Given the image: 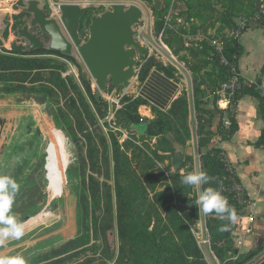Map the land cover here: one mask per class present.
Segmentation results:
<instances>
[{
	"label": "rangeland",
	"instance_id": "obj_1",
	"mask_svg": "<svg viewBox=\"0 0 264 264\" xmlns=\"http://www.w3.org/2000/svg\"><path fill=\"white\" fill-rule=\"evenodd\" d=\"M27 1L29 0H0V9L3 12L0 14L2 31L0 54L19 61L18 65L4 68L2 67L4 65L0 64V175H9L20 185L11 214L24 224V235L20 239H9L0 245V256L19 255L27 264H53L58 260H65L64 264H126L124 262L126 258L119 247L115 194L111 195V218L102 222L100 217L104 212L102 211L101 214V209L97 212L99 216L95 228L97 238L94 236L91 215L96 211V204L93 202L97 191L94 194L90 192V178L93 177L102 183L103 177L109 171L113 178L114 141L117 142L120 152L131 160V167L136 172H138V159L131 156V150H125L126 142L139 147L144 155L151 156L160 169H164L168 162L162 164L151 154V151L156 149L159 138L140 140L133 127L130 124L126 125L125 117L124 120L122 116L117 119V113L123 111L136 120L153 121L157 107L147 98L158 101L154 97L158 95L155 92L160 88L166 90L168 94L160 95L161 104L167 102L163 111L168 112L173 100L183 93H188L187 78L191 83V67L202 68L206 63L208 66L202 68L200 72V77H203L204 73L215 71L216 60L219 66L229 69L231 74V69H236L232 62L234 56L227 49L224 40L239 39L240 33L246 28L260 27L264 17V0H37L45 16L57 20L60 15L58 5L76 4L80 7H96L94 12L87 13L80 22L79 37L84 41L88 38L91 16H98L116 4H123L126 7L135 5L142 10L140 19L142 25L136 27L139 31L136 41L146 47V50L138 59L136 75L129 87L115 90L108 85L100 94L99 107L94 106L92 100L86 96L98 127L92 136L98 147L95 157L101 165V175L91 169L87 156L88 142L79 136L76 123L71 118L72 124L69 125L63 117V114L69 115L71 112L70 104L73 103L69 97L73 98L76 108L80 107L77 90L81 93L83 89L80 84L81 71L76 65L79 63L86 72L81 59L77 56L76 64L68 58L46 51L24 55L25 49H22L21 54H16L10 48L13 42L17 45L26 43L24 39L18 37L16 30L27 24L31 17L24 11L28 8ZM226 10L232 11L235 15L234 27L221 21V15ZM161 22L162 28L157 35L158 23ZM164 27L182 33L181 46L178 44H174L173 48L167 46L165 40L169 37L163 34L167 31ZM30 31L45 40V36L39 30L30 29ZM148 36L154 45L147 41ZM203 42L214 47V51L210 52L209 58L202 56L195 59L192 52H199L201 49L199 44ZM211 57L214 59L212 60ZM23 59L41 60V68L22 65L20 61ZM204 79L207 80V77L204 76ZM89 82L94 95L96 87L92 80ZM225 83L221 84L215 93L219 99L214 105L211 103L213 94L209 91L205 94V99L209 102L208 108L214 115L212 127L214 133L217 121L224 112H227L232 97L228 90L223 89ZM200 90H203V87ZM134 100L135 104L140 100L144 101V104L136 107L129 102ZM99 110L103 113V118L99 115ZM188 124L190 129L192 130L193 126L195 131L196 122H191L190 116ZM223 125V128L228 127V118ZM179 127L178 125L177 128ZM73 134L81 138L84 143L82 155L87 162L86 170H83L82 165H80L82 171L75 169L78 160L76 153H79V150L72 143ZM98 134L104 139V144L101 143ZM195 138V146L192 139L187 142L186 153L193 157V168L190 172L200 171L199 156L195 150L198 141L196 135ZM214 141L215 137L202 152H206L208 147H213ZM145 145L150 150L146 149ZM107 154L108 159L104 161L102 155ZM143 154L141 152L138 154L140 159L144 157ZM159 154L162 155L161 152ZM168 175L169 173L166 172L167 177ZM112 182L113 180L110 184ZM219 188L221 189L220 185ZM99 194L98 198H102L100 208H103L105 203L101 188ZM149 198L152 199V194H149ZM82 219L88 221V230ZM184 221L204 262L222 264L212 251V237L206 223L202 228L201 219ZM109 226L112 227L108 230ZM85 232L90 237L87 245L49 259L52 250ZM233 244L239 253L248 246L246 242L242 246L235 241ZM78 251L81 253L76 258L74 255ZM263 254L264 250L247 264Z\"/></svg>",
	"mask_w": 264,
	"mask_h": 264
},
{
	"label": "trees",
	"instance_id": "obj_2",
	"mask_svg": "<svg viewBox=\"0 0 264 264\" xmlns=\"http://www.w3.org/2000/svg\"><path fill=\"white\" fill-rule=\"evenodd\" d=\"M221 17L222 22L227 23L231 27L235 26L233 21L235 15L232 11L226 10L222 13ZM263 25L264 17L261 21V26ZM161 28L162 22L158 23L157 35ZM165 29L167 30V28ZM247 29L242 31V33ZM163 34H167L169 37L165 40L168 47H172L174 44L182 45V33L179 30H167ZM224 41L227 43V49L234 56L232 62L237 70V60L243 54V48L239 43V39L235 38ZM199 46L201 48L199 52H192L195 59H199L202 56L209 58L208 55L210 52L214 51V47L207 42L200 43ZM45 51L53 55L68 58L77 64L72 57L62 55L55 51L36 49L30 53L25 52L24 55ZM211 59L213 60L214 57H211ZM18 62V60L11 56L0 54V64L4 65L2 66L3 68L5 66L18 65ZM20 62L22 65L30 66L29 68L34 66L41 68V60L23 59ZM207 66L205 63L202 68ZM214 66L215 71L213 73H204L207 80L204 79V76L200 77L202 68L191 67L193 113L197 126L195 131L192 126V130L198 139L195 150L199 156L200 171L206 172L211 178L209 183L200 187V190L209 187L218 190L227 199L231 208L235 210L237 219L235 222H230L226 215L220 216L213 212L204 213V220L212 237V251L216 258L222 264H247L258 253L264 250V242L258 244L246 253L238 252L233 241L239 218L243 215L245 206L239 205L236 201L233 185H238L241 188L240 182L221 149L213 146L208 147L206 152H202V150L207 148L214 137H220L223 141L233 135L237 129V125L233 119L235 107L243 96H250L257 101L258 114L264 122V97L257 90V86L261 84L259 79L255 80L254 84H250L248 87H241L236 90L232 94L231 100H229V106L226 112L229 122L228 127L223 128V113L217 121L216 132L214 133L212 129L214 115L208 108L209 102L205 99V94L206 91L212 93L211 103L212 105L217 103L219 97L215 93L219 90L221 84L227 82L230 77V70L219 66L216 60ZM76 67L80 69L82 74L79 64ZM12 74L10 75L15 76ZM89 80V78L84 80L82 75H80V84L83 89V93L77 90L79 92L80 107L79 109L76 108L73 98L69 97L73 103V105L70 104L71 112L69 115L63 114V117L69 125L72 124L71 118L76 123L78 134H80L79 136L88 142L86 145L87 156L91 169L96 171L98 175H101V165L98 162V158L95 157L98 147L92 136L98 130V127H96V118L90 109L86 96L92 100V104L96 107H99L100 99L99 101H95ZM239 81L243 83L245 79L240 77ZM208 83L210 84L208 85ZM201 87H203V90H200ZM155 93L158 95L154 98H157L158 101L147 98L157 107V110L154 111L155 119L153 121L136 120V118L130 117L129 114H125L123 111L117 113V119L122 116L124 120L125 117L126 125L128 126L130 124L138 133V138L142 141L144 139L152 140L153 138H159L156 149L152 150L151 154L162 164L165 161L168 164L164 169L158 168L151 156L144 155V152L139 147L126 142L124 144L125 150H131V156L134 159H138V172H136L131 167V160L124 153L120 152L117 142L114 141L112 151L114 161L113 178L110 176V171L106 172L102 183L93 177L90 178V192L94 194L97 191L95 196L97 199L94 198L93 202L96 204V211L91 215L94 223V236L97 238L95 229L99 221L97 212H100L99 209H101V214L102 211L104 212V215L102 214V217H100V221L104 222L107 218L110 219L112 216L111 195L115 194L116 211L118 214L119 247L122 255L126 258L124 261L126 264H206L184 221L190 222L193 219H200V206L197 203L198 189L184 185L181 182L182 178L179 174L181 169L187 174L193 168V157L186 153L187 142L192 139V130L188 124L190 116L188 93H183L173 100L168 112L163 111L167 102L165 101L161 104L162 101L160 100L162 97L160 96L161 94L164 95L165 93L168 95L166 90L160 88ZM129 102L130 104L133 103L136 107L144 104V101L141 100L137 104H135V100ZM98 113L102 118L104 117L100 110ZM178 125L180 126L179 128H177ZM98 137L101 143L103 142L104 144L105 142L102 136L98 134ZM71 138L74 147L79 150V153H76L78 160L76 161L75 169L76 171H80V165H82L83 170H86L85 166L87 162L82 155L84 143L76 134H73ZM255 146L264 148V128ZM145 148L149 149L147 145H145ZM140 152L144 156L142 159L138 156ZM102 159L104 161L107 160L108 154L102 155ZM172 170L173 172H171ZM166 172L169 173L168 177L166 176ZM111 180L113 182L110 184ZM99 188H101L103 193V201L105 203L103 208H100L102 198H98L100 195ZM241 190L243 198L247 200L245 191L242 188ZM149 194H152V199L149 198ZM86 211H88L87 207ZM82 220H84V224L88 230V221L85 219ZM225 226H227V230H222ZM111 227L109 226L108 230ZM106 232L107 230L104 234ZM89 240L90 237L87 232L80 234L76 239L68 241L65 245L52 250L48 257L49 259H54L59 257L61 253L78 250L87 245ZM80 253L78 251L74 256L77 258ZM64 262L65 260H58L53 264H64Z\"/></svg>",
	"mask_w": 264,
	"mask_h": 264
},
{
	"label": "water",
	"instance_id": "obj_3",
	"mask_svg": "<svg viewBox=\"0 0 264 264\" xmlns=\"http://www.w3.org/2000/svg\"><path fill=\"white\" fill-rule=\"evenodd\" d=\"M28 8L25 9L31 15V23L39 25L52 38L51 45H30L24 48L30 53L36 49L59 52L62 55L72 57L77 61L81 59L86 72L82 70V78H88L94 82L96 91L95 101H99L100 94L106 90L108 85L115 90L122 87L127 89L131 80L135 77V68L138 59L144 55L146 47L136 41L140 27L142 10L131 5H112L109 10L98 16H91L88 26V38L84 41L79 37V28L82 18L96 7H80L76 4L58 5L60 13L59 20L47 18L37 0L27 1ZM32 25V26H34ZM2 31L0 30V37ZM25 36H29L28 32ZM147 41L152 45L150 36ZM14 53H21L22 47L11 48ZM79 64V63H78ZM80 66V64H79ZM81 67V66H80ZM188 99L190 104V121H194L193 100L191 83L188 78ZM193 142L195 133L192 131ZM200 189H198V194ZM200 219L204 228V213L200 208ZM264 259V254L250 264H259Z\"/></svg>",
	"mask_w": 264,
	"mask_h": 264
},
{
	"label": "crops",
	"instance_id": "obj_4",
	"mask_svg": "<svg viewBox=\"0 0 264 264\" xmlns=\"http://www.w3.org/2000/svg\"><path fill=\"white\" fill-rule=\"evenodd\" d=\"M239 43L243 48V54L237 60L239 76L250 83L259 79L264 87V25L249 28L241 34ZM257 107L254 98L243 96L237 102L233 116L237 125L236 131L223 141L220 137H215L213 143L223 151L247 195L248 204L241 216L243 226L248 225L246 219L249 216L254 217V221L248 225L249 232L238 228L235 232L236 243L241 246L248 243L246 250L241 253H246L264 242V148L255 146L264 122ZM223 120H227L226 112Z\"/></svg>",
	"mask_w": 264,
	"mask_h": 264
},
{
	"label": "clouds",
	"instance_id": "obj_5",
	"mask_svg": "<svg viewBox=\"0 0 264 264\" xmlns=\"http://www.w3.org/2000/svg\"><path fill=\"white\" fill-rule=\"evenodd\" d=\"M181 182L190 187H200L209 183L210 177L204 171L188 172L180 170ZM20 185L9 175H0V245L9 239H20L24 235V224L11 214L15 196ZM197 203L203 213L226 215L230 222H235L237 214L228 204L227 199L216 189L206 188L199 191ZM222 230H227L225 226ZM0 264H27L22 256H0Z\"/></svg>",
	"mask_w": 264,
	"mask_h": 264
},
{
	"label": "built area",
	"instance_id": "obj_6",
	"mask_svg": "<svg viewBox=\"0 0 264 264\" xmlns=\"http://www.w3.org/2000/svg\"><path fill=\"white\" fill-rule=\"evenodd\" d=\"M241 33H240V35H241ZM239 80H240L239 73L236 72L235 68H232L230 77H229L228 81L224 84L223 89L224 90H228L227 92H229L230 95H232L239 88L248 87L250 84H254V83H250V82H248L246 80L243 81V83H240ZM257 90H259L261 95L264 97V87L261 84L257 86ZM233 190H234V193H235L236 201L240 205L246 207L247 204H248L247 203L248 201L243 198L241 188L238 185H233ZM246 220H247V224L249 225L250 223H252L254 221V217L249 216ZM248 225L247 226H243L242 219H241V217L239 218L238 227H237L238 229H240V230L243 229L245 232H249L250 231V227H248Z\"/></svg>",
	"mask_w": 264,
	"mask_h": 264
},
{
	"label": "bare ground",
	"instance_id": "obj_7",
	"mask_svg": "<svg viewBox=\"0 0 264 264\" xmlns=\"http://www.w3.org/2000/svg\"><path fill=\"white\" fill-rule=\"evenodd\" d=\"M2 10L0 9V14H2ZM31 17L29 18V21L27 24H25L23 27L16 30V33L19 38L24 39L26 41L25 45L19 44L17 45L15 42L11 43L10 48H17L22 47V49L30 46V45H51L53 43V38L45 32L39 25H34L31 23ZM34 25V26H32ZM38 29L39 32L43 35H46L48 37V41L44 42L40 36L32 33L30 29ZM28 32L29 36H25Z\"/></svg>",
	"mask_w": 264,
	"mask_h": 264
},
{
	"label": "flooded vegetation",
	"instance_id": "obj_8",
	"mask_svg": "<svg viewBox=\"0 0 264 264\" xmlns=\"http://www.w3.org/2000/svg\"><path fill=\"white\" fill-rule=\"evenodd\" d=\"M24 25H25V24H24ZM24 25H23V26H24ZM23 26H22V27H23ZM35 29H36V28H35ZM37 30H38V29H37ZM34 34H35V33H34ZM38 36H39V35H38ZM43 36H45V40H43V38L40 36L41 39H42L44 42H47V41H48V37H47L46 35H43ZM263 263H264V259H263L262 262H260L259 264H263Z\"/></svg>",
	"mask_w": 264,
	"mask_h": 264
}]
</instances>
